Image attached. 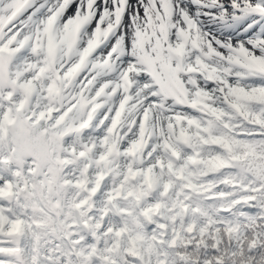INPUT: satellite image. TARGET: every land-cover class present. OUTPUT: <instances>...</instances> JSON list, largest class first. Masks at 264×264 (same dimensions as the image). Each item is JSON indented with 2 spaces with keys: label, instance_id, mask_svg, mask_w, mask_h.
Masks as SVG:
<instances>
[{
  "label": "snow or ice",
  "instance_id": "1",
  "mask_svg": "<svg viewBox=\"0 0 264 264\" xmlns=\"http://www.w3.org/2000/svg\"><path fill=\"white\" fill-rule=\"evenodd\" d=\"M0 264H264V0H0Z\"/></svg>",
  "mask_w": 264,
  "mask_h": 264
}]
</instances>
